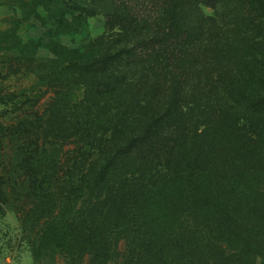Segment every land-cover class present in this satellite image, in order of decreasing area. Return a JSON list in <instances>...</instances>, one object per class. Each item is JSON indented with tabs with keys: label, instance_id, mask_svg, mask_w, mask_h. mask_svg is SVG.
I'll return each instance as SVG.
<instances>
[{
	"label": "trees",
	"instance_id": "16d2710c",
	"mask_svg": "<svg viewBox=\"0 0 264 264\" xmlns=\"http://www.w3.org/2000/svg\"><path fill=\"white\" fill-rule=\"evenodd\" d=\"M84 1L103 49L69 62L83 97L33 146L85 156H22L35 243L66 264H264V0Z\"/></svg>",
	"mask_w": 264,
	"mask_h": 264
},
{
	"label": "rangeland",
	"instance_id": "374dc122",
	"mask_svg": "<svg viewBox=\"0 0 264 264\" xmlns=\"http://www.w3.org/2000/svg\"><path fill=\"white\" fill-rule=\"evenodd\" d=\"M72 1L85 3L0 0V176L7 177L10 198L0 209V264H66L52 243L43 249L42 240L35 243L32 231L38 228L41 214L34 212L23 224L17 205L27 193L22 156H44L63 166L76 156H85L77 140L45 144L43 137L39 149L33 146L59 98L67 107L83 97L80 86L66 82L69 62L95 57L103 49L100 37L106 31L105 18L82 15L69 6ZM205 11L213 14L212 9ZM51 219L50 214L42 215L41 222ZM39 249L42 254L37 258L35 250Z\"/></svg>",
	"mask_w": 264,
	"mask_h": 264
}]
</instances>
